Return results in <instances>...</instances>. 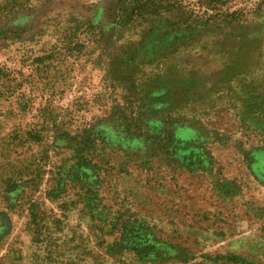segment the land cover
I'll return each instance as SVG.
<instances>
[{"label": "rangeland", "instance_id": "1", "mask_svg": "<svg viewBox=\"0 0 264 264\" xmlns=\"http://www.w3.org/2000/svg\"><path fill=\"white\" fill-rule=\"evenodd\" d=\"M113 1L0 0V264H264V136L238 128L232 95H214L220 108L205 115L189 106L194 126H165L164 87L147 107L133 103L143 89L132 80L146 84L151 66L114 63L132 51V30L103 52L57 54L64 35L101 22ZM182 1H230L221 9L244 8L247 20L217 53L208 36L189 56L199 83L235 58L226 54L246 33L261 41L236 79L264 92L258 0ZM154 34L144 61L177 40ZM88 134L97 139L80 152Z\"/></svg>", "mask_w": 264, "mask_h": 264}, {"label": "trees", "instance_id": "2", "mask_svg": "<svg viewBox=\"0 0 264 264\" xmlns=\"http://www.w3.org/2000/svg\"><path fill=\"white\" fill-rule=\"evenodd\" d=\"M224 2L230 1H196L197 5H194L182 0H115L108 13L104 11L101 22L95 24L87 22L80 27L81 30L76 29L75 32L64 35L57 54L63 59L77 57L89 47L103 52L110 48L111 37L123 35V31L130 29L132 51L128 50L113 56H115L114 63H120L124 67L132 66V70L137 71V68L143 65L151 66L146 84L141 83V78L136 77L132 80L133 86L138 90L143 89V98L133 102L134 105L136 104L135 108L147 107L150 104L147 100L149 93L164 87L166 120L168 119L164 123L165 126H171L173 122L194 126L199 122V114L191 111V107L200 106L202 112H205L202 115H205L212 109L220 108L214 104V95L227 93L232 95L228 99L230 101L227 103V108H230L232 115H235L239 123L238 128L256 136H264V92L254 95V91L247 90L236 79L237 72L248 59L250 52L258 50L260 39L253 35L248 36L246 33L235 35L234 50L226 54V56L232 54L235 58L226 57L219 64L218 72L201 83L188 63L192 53L194 55L195 52L206 49L205 37L212 38L208 46L217 53L216 50L223 46L231 34L241 31L246 25L244 8L233 11H229L228 8L221 9ZM253 5L255 12H264V0H258ZM104 23H108L109 26L105 28ZM154 33L163 38L172 36L177 40L163 51L151 54L144 61V56L139 53L140 48L143 47L146 38L152 37ZM79 35L83 38L81 43L78 40ZM86 53L93 56V52ZM239 54L242 55L238 56ZM229 61L232 64L229 65ZM26 104L28 100L26 102L22 99L21 105ZM141 126H144V123L142 125L138 122L135 126L138 133ZM96 137L99 136L96 134ZM96 139L90 134L80 136L76 141L78 150L80 152L87 150L85 146L93 145ZM229 258L234 259V257Z\"/></svg>", "mask_w": 264, "mask_h": 264}]
</instances>
